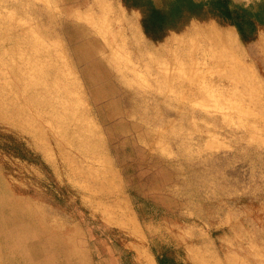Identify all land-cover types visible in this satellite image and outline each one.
<instances>
[{"label": "rangeland", "instance_id": "1", "mask_svg": "<svg viewBox=\"0 0 264 264\" xmlns=\"http://www.w3.org/2000/svg\"><path fill=\"white\" fill-rule=\"evenodd\" d=\"M85 1L0 0V264H260L264 0Z\"/></svg>", "mask_w": 264, "mask_h": 264}, {"label": "bare ground", "instance_id": "2", "mask_svg": "<svg viewBox=\"0 0 264 264\" xmlns=\"http://www.w3.org/2000/svg\"><path fill=\"white\" fill-rule=\"evenodd\" d=\"M92 3L94 2V0H90ZM73 12V11H72ZM78 13V12H77ZM77 16V15H76ZM80 16V15H79ZM85 17V16H84ZM99 31V30H98ZM2 42V41H1ZM213 42V43H212ZM212 42H210V44H205V46L204 45H201V46H199L197 49H196V52L197 51H200L201 53H202V58H204V60L205 61H213V62H219V64H221L223 61H224V58L227 60V61H229L231 64H232V66H234V67H237L238 65H239V62H242L241 61V59L239 60V58H237L236 57V55H235V53H234V50H233V48H232V42H233V37H231L230 35H229V37L228 36H225L224 37V41H222V43L220 42V41H218L217 39H215V38H213V41ZM13 43V42H12ZM3 45V44H2ZM215 48H216V50H215ZM225 48H227L229 51H228V53H229V55H230V57H225V55H224V51H226L227 52V50H225ZM35 50V49H34ZM3 52H4V50H2ZM12 54H14V53H12ZM26 55V54H25ZM174 56H173V58L175 59V60H177L179 63L180 62H182L181 60H179L180 58H179V56H178V54L177 53H174L173 54ZM32 56V55H31ZM224 57V58H223ZM105 58V57H104ZM217 58H219V59H217ZM235 58H237L238 60L237 61H235L234 59ZM21 60V59H20ZM22 61V60H21ZM29 61V60H28ZM34 61V60H33ZM26 62V61H25ZM40 62V61H39ZM193 62H196V60H193ZM24 63V62H23ZM13 65H14V63H13ZM241 65H242V63H241ZM7 66H8V64H7ZM19 68H21V67H19ZM7 71H10V77L7 79V80H5L4 82H2V83H0V105H2V102H1V100L2 99H4V98H6V97H9L8 98V102L12 105V110L13 111H19V109H20V107H24V108H29V109H31V105H30V103H29V101L27 100V101H23V102H21V101H19L18 100V97L20 96V95H18V90L20 89L19 87V84H18V81H19V79L22 77V76H24V70H19V69H15V68H13V67H10V68H7L6 69ZM39 71V70H38ZM3 72H5V69L3 68V67H0V73H3ZM31 74V73H30ZM213 80V77L212 76H210V77H206L205 76V78L203 79V81H205V83L206 84H208L210 81H212ZM21 81H22V79H21ZM43 81H44V79H43ZM29 83L28 84H30V81H28ZM201 83V82H200ZM22 84V83H21ZM31 86V85H30ZM55 86V85H54ZM206 86V85H205ZM12 88V91L10 90ZM55 88H57V85H56V87ZM196 89H197V87H196ZM11 91V92H10ZM22 92V91H21ZM37 93V92H36ZM57 93V92H56ZM25 95V94H24ZM60 97V96H59ZM53 98V97H52ZM61 98V97H60ZM54 99V98H53ZM3 101V100H2ZM15 106V107H14ZM23 112V111H22ZM7 113H9V112H7ZM25 113V112H24ZM35 112H33V111H29V115H32V114H34ZM3 115V114H2ZM13 115H15V114H13ZM26 115V114H25ZM4 116V115H3ZM27 116V115H26ZM33 117V116H32ZM39 117V116H38ZM256 117H257V115H256ZM16 118H18V117H16ZM36 118V117H35ZM257 118H259V119H261V115H258V117ZM10 119V118H9ZM25 119V118H24ZM28 119H29V117H28ZM31 119V118H30ZM40 119V118H39ZM38 119V120H39ZM7 120H8V118H7ZM11 121H12V119H11ZM17 121V120H16ZM8 122V121H7ZM21 122H22V119H21ZM9 123V122H8ZM32 123H33V121H32ZM26 124V123H25ZM42 124V123H41ZM19 125H20V122H19ZM49 125V124H48ZM25 126V125H24ZM47 126V125H46ZM50 126V125H49ZM20 127V126H19ZM51 127H52V125H51ZM45 128V127H44ZM20 129V128H19ZM41 129V128H40ZM55 129H57V127L55 128ZM54 130V129H53ZM58 132V131H57ZM73 132V131H72ZM56 133V132H55ZM43 134V133H42ZM51 134V133H50ZM54 134V133H53ZM48 135V134H47ZM41 138V137H40ZM42 138H44V137H42ZM33 140V139H32ZM44 140H46V139H44ZM80 141V140H79ZM82 141V140H81ZM35 143V142H34ZM53 143V142H52ZM58 143V142H57ZM43 145H44V143H43ZM46 145H48V144H46ZM161 146V145H160ZM41 147V146H40ZM47 148V147H46ZM47 150V149H46ZM68 153V152H67ZM69 154V153H68ZM107 190V189H106ZM100 194V193H99ZM111 197V196H110ZM104 199V198H103ZM6 206V205H5ZM2 207H1V204H0V209H1ZM6 209V208H5ZM4 210V209H3ZM12 211V210H11ZM7 213V212H6ZM42 218V217H41ZM16 219H17V216L16 215H14L13 213L12 214H7V215H5V214H3V215H1L0 216V231H1V236L0 237H4V238H6V236L8 237L9 235H11V234H14L16 231H19L20 233L23 231V229H25V227L26 226H28V218L26 219V220H23V222L22 223H18L17 221H16ZM43 219V218H42ZM30 221V220H29ZM6 226H12L11 227V229L8 231V230H6L4 227H6ZM247 238L248 239H252V237H250V236H247ZM189 241H192L191 240V238H189L188 239V241L187 242H189ZM251 242V241H250ZM24 248H26L24 251H21L20 250V248H19V252L21 253V255L24 257V258H27V257H29V256H32V255H34L35 254V252H36V247H33V246H26L25 244H24ZM28 249V250H27ZM191 249V245H188L187 247H186V250H187V252L189 251ZM200 250H196V249H191L190 250V253H194V254H199V256H198V258L200 259V262H202V264H210L208 261H207V259L206 258H203L201 255H200V252H199ZM261 251H259V252H257L256 254H259ZM72 255V254H71ZM83 255V254H82ZM95 255V254H94ZM192 256H194V255H192ZM263 260H264V258H263ZM262 260H260L259 261V263L261 262ZM251 264H257L258 263V259L257 258H255V257H253V258H251V262H250ZM262 264L264 263V261H262L261 262ZM260 263V264H261Z\"/></svg>", "mask_w": 264, "mask_h": 264}, {"label": "trees", "instance_id": "3", "mask_svg": "<svg viewBox=\"0 0 264 264\" xmlns=\"http://www.w3.org/2000/svg\"><path fill=\"white\" fill-rule=\"evenodd\" d=\"M157 261H158V264H184L180 261L171 259L167 257L166 255L157 256Z\"/></svg>", "mask_w": 264, "mask_h": 264}, {"label": "crops", "instance_id": "4", "mask_svg": "<svg viewBox=\"0 0 264 264\" xmlns=\"http://www.w3.org/2000/svg\"><path fill=\"white\" fill-rule=\"evenodd\" d=\"M85 3H86V4H89V3H90V0H86ZM17 251L19 252V250H17ZM19 253H20V252H19ZM36 253H37V249H36L35 254H36ZM35 254H34V255H35Z\"/></svg>", "mask_w": 264, "mask_h": 264}]
</instances>
